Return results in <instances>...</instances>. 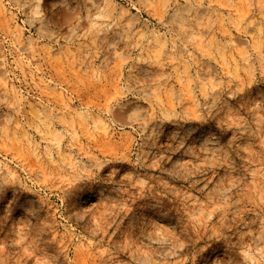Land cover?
Segmentation results:
<instances>
[{
  "label": "rangeland",
  "instance_id": "obj_1",
  "mask_svg": "<svg viewBox=\"0 0 264 264\" xmlns=\"http://www.w3.org/2000/svg\"><path fill=\"white\" fill-rule=\"evenodd\" d=\"M0 264H264V0H0Z\"/></svg>",
  "mask_w": 264,
  "mask_h": 264
},
{
  "label": "bare ground",
  "instance_id": "obj_2",
  "mask_svg": "<svg viewBox=\"0 0 264 264\" xmlns=\"http://www.w3.org/2000/svg\"><path fill=\"white\" fill-rule=\"evenodd\" d=\"M40 3H41V1H38V4H37V6H36V8H39L40 7ZM15 37H21V33L17 30L16 32H15ZM246 43V42H245ZM244 61L246 62V64H247V69H251L250 68V66H248V65H250V62H249V55H248V52H244ZM214 100H215V98H214ZM230 109V107L228 106V110ZM228 114H229V112H228ZM8 173L10 172V171H7ZM91 195L92 193L91 192H89V193H83V192H80V193H78V194H76L75 195V199L73 200L76 204H79V203H81L82 202V200H83V198H84V196L85 195ZM86 198V197H85ZM84 198V199H85ZM80 205V204H79ZM247 257L249 258V261L251 262V263H255V258L252 256V255H250V254H247Z\"/></svg>",
  "mask_w": 264,
  "mask_h": 264
}]
</instances>
